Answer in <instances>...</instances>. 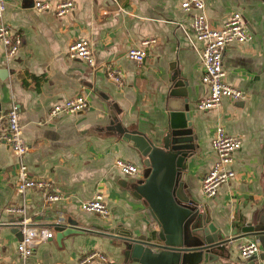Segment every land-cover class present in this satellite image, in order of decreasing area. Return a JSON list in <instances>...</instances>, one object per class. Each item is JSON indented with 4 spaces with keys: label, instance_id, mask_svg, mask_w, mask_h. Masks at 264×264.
Masks as SVG:
<instances>
[{
    "label": "crops",
    "instance_id": "obj_1",
    "mask_svg": "<svg viewBox=\"0 0 264 264\" xmlns=\"http://www.w3.org/2000/svg\"><path fill=\"white\" fill-rule=\"evenodd\" d=\"M6 1L4 19L22 36L23 44L15 55L7 56L0 41V114L19 106L23 137L30 148L19 156L0 140V264H81L93 250L107 260L86 264H139L127 258L122 234L150 237L158 234L159 225L145 199L133 194L130 180L137 176L120 171L115 161L123 158L143 169L144 157L108 126L116 105L124 126L161 144L169 130L174 63L186 84L182 98L189 99L196 135L188 194L209 208L224 237H236L218 251V258L202 264H264L261 244V251L247 259L238 248L252 239L239 238L245 218L264 202V0H206L205 12L213 26H222L239 11L252 32L243 43H230L224 55L226 81L243 89L246 99L224 98L210 109L198 107L210 89L202 81L203 44L191 25L197 10L184 11V0H72L75 8L62 16L55 6L63 0ZM40 1H48L50 7L38 10ZM79 36L89 39L98 66L122 69V84L112 81L104 67L70 56ZM145 39L156 41L143 46ZM141 46L147 56L139 64L128 52ZM80 93L89 101L82 112L50 116L56 103ZM219 125L240 137L242 147L234 154L236 176L207 197L202 179L217 159L213 137ZM6 129L3 120L0 134ZM21 163L27 165L30 177L51 181L48 191L62 198L47 202L42 189L19 191ZM98 192L105 195L107 219L82 209V203ZM8 206L25 211L11 214ZM22 216L54 231V237L39 243L26 259L17 250ZM68 220L77 221V230L64 234L57 225H68Z\"/></svg>",
    "mask_w": 264,
    "mask_h": 264
},
{
    "label": "built area",
    "instance_id": "obj_2",
    "mask_svg": "<svg viewBox=\"0 0 264 264\" xmlns=\"http://www.w3.org/2000/svg\"><path fill=\"white\" fill-rule=\"evenodd\" d=\"M7 1L0 0V41L6 47L7 56L17 53L23 44L22 36L14 32L13 26L5 21L4 14L7 9ZM38 10L42 11L50 4L48 1L36 3ZM184 11L197 10L193 17L192 29L196 38L203 44L201 59L203 66L202 81L208 85V95L198 102L200 109H210L219 106L224 98L234 101L246 99L243 89L233 86L226 81V71L224 69V55L230 43L244 41L252 37V32L245 20L244 15L239 11H234L228 20L219 27L213 26L205 12L206 0H184L181 4ZM75 8L72 0H63L55 6L57 15H64ZM156 39H145L143 46L150 45ZM132 47L128 56L141 64L147 56L145 47ZM69 54L73 58L84 59L92 67H104L107 76L117 84L124 82V74L120 67L113 65H97L91 43L85 36H79L72 43ZM89 104L88 98L83 93L68 98L61 103H56L50 111L53 117L59 113L82 112ZM5 120L7 129L0 134V140L8 143L14 153L23 155L29 148V144L23 137V127L20 122V108L13 105L5 114H0V124ZM213 147L217 153L214 165L204 175L202 179V191L207 197L215 196L219 187L236 176L233 168L234 154L242 147V139L228 133L226 127L219 125L213 137ZM116 167L125 174L140 177L142 169L135 163L123 158H117ZM20 182L18 190L24 192L28 188H39L47 193V202L57 201L62 198L59 193L48 191L52 187L51 181L45 178H32L28 175L27 165L21 163L19 167ZM82 209L88 212L100 214L105 219L109 218L110 210L107 206L105 195L98 192L93 198L82 203ZM6 211L11 214L24 213V207L8 206ZM19 230L22 239L17 245V250L21 258L26 259L33 255L35 247L44 241L54 237V231L48 226L35 224L30 218L22 216L19 222ZM240 254L247 259L261 251L260 242L254 238L238 245ZM93 259L107 260V256L97 250H93L85 255L80 263L86 264Z\"/></svg>",
    "mask_w": 264,
    "mask_h": 264
},
{
    "label": "water",
    "instance_id": "obj_3",
    "mask_svg": "<svg viewBox=\"0 0 264 264\" xmlns=\"http://www.w3.org/2000/svg\"><path fill=\"white\" fill-rule=\"evenodd\" d=\"M172 73L169 130L161 144L154 143L144 133L130 129L119 119L120 109L115 105L111 111L108 129L117 131L124 141L135 146L144 157L140 177L130 180L133 194L145 199L159 225L158 234L152 236L125 233L126 256L139 264H202L219 257L236 237H224L214 222L209 208L190 198L187 173L189 159L197 150L193 133L191 106L184 88L186 84L175 68ZM180 90H183L180 93ZM8 221V217L3 218ZM77 221L59 223L57 228L64 234L77 230ZM240 237L258 240L264 250V202L245 218Z\"/></svg>",
    "mask_w": 264,
    "mask_h": 264
}]
</instances>
